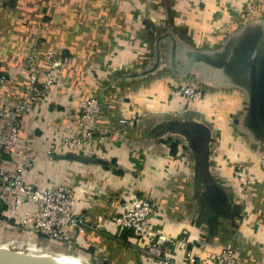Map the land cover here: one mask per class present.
<instances>
[{
	"label": "crops",
	"instance_id": "1",
	"mask_svg": "<svg viewBox=\"0 0 264 264\" xmlns=\"http://www.w3.org/2000/svg\"><path fill=\"white\" fill-rule=\"evenodd\" d=\"M50 55L61 62L52 85L3 160L40 188L74 190L85 224L45 240L49 253L159 264L148 250L159 241L179 261L191 251L221 264L231 245L240 264H264V0H0V73L11 78L0 110L27 96V60L44 73ZM182 85L201 95L172 92ZM135 196L159 210L151 236L109 229Z\"/></svg>",
	"mask_w": 264,
	"mask_h": 264
},
{
	"label": "built area",
	"instance_id": "2",
	"mask_svg": "<svg viewBox=\"0 0 264 264\" xmlns=\"http://www.w3.org/2000/svg\"><path fill=\"white\" fill-rule=\"evenodd\" d=\"M49 70L44 73L38 71L32 59L27 60V73L29 83L25 90L27 96L19 99L12 105H5L0 110V121L3 131L0 134V226L9 228L12 224L21 228L30 226L32 232L41 235L46 240L53 242H66L69 235L79 231L85 224L83 216L74 208V190L70 186H57L40 188L26 180L21 170L9 172L4 167V155L19 142L22 126V117L32 111L33 105L45 97L53 82L54 72L61 64L54 55ZM10 77L0 73V87L10 81ZM183 95L187 100H192L201 95L199 89L191 85H182L172 91ZM94 101H90L84 109V118L87 119L93 110ZM87 132L84 137H90ZM79 142L72 140V142ZM261 166L264 169V154L261 156ZM236 175L246 184L244 169L237 166ZM5 207L3 210L2 208ZM23 214V218L17 222L16 215ZM159 210L148 199L142 196L132 197L123 203L119 213L110 216L107 220L109 229L131 233L132 237L144 238L151 236V220L158 215ZM149 253L157 258L159 264H201L191 251L185 252V260L179 261L165 256V250L159 241L149 243ZM218 263L240 264L234 256L233 248L227 245L221 252L215 255Z\"/></svg>",
	"mask_w": 264,
	"mask_h": 264
},
{
	"label": "water",
	"instance_id": "3",
	"mask_svg": "<svg viewBox=\"0 0 264 264\" xmlns=\"http://www.w3.org/2000/svg\"><path fill=\"white\" fill-rule=\"evenodd\" d=\"M0 264H91L80 257L65 254L32 253L7 248L0 250Z\"/></svg>",
	"mask_w": 264,
	"mask_h": 264
},
{
	"label": "rangeland",
	"instance_id": "4",
	"mask_svg": "<svg viewBox=\"0 0 264 264\" xmlns=\"http://www.w3.org/2000/svg\"><path fill=\"white\" fill-rule=\"evenodd\" d=\"M30 232L32 231L30 230ZM27 235H29L30 238H28ZM45 240L46 239L41 235H36L35 233L33 234V236L30 235L29 229L26 228H21V227L18 228L16 226L11 228H6V227L4 228L3 226H0V242L8 243L10 248L13 250H20V251L32 252V253H43V252L49 253V251H51L52 248L47 245V241ZM39 246L42 248L40 250H35L37 247L39 248ZM54 254H64V253H54Z\"/></svg>",
	"mask_w": 264,
	"mask_h": 264
},
{
	"label": "bare ground",
	"instance_id": "5",
	"mask_svg": "<svg viewBox=\"0 0 264 264\" xmlns=\"http://www.w3.org/2000/svg\"><path fill=\"white\" fill-rule=\"evenodd\" d=\"M7 248H10V246L8 245V243H6V242H0V250H6ZM42 247H40L39 246V248L37 247L35 250H40ZM44 253V252H43ZM50 254H54V253H51L50 252ZM66 255V254H65ZM68 255V254H67ZM69 255H71V254H69ZM72 256H74V255H72ZM76 257H78V256H76Z\"/></svg>",
	"mask_w": 264,
	"mask_h": 264
}]
</instances>
